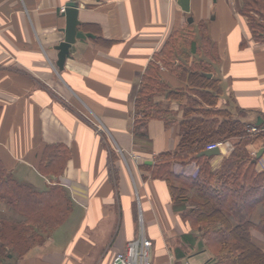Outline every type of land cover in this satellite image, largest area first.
Returning a JSON list of instances; mask_svg holds the SVG:
<instances>
[{
  "label": "crops",
  "instance_id": "0c3cea01",
  "mask_svg": "<svg viewBox=\"0 0 264 264\" xmlns=\"http://www.w3.org/2000/svg\"><path fill=\"white\" fill-rule=\"evenodd\" d=\"M68 1L0 0V159L17 180L39 190L58 180L72 198L66 220L26 255L12 253L11 264H111L142 230L153 241L152 264H211L214 252L184 216L198 192L174 200L154 168L161 153L177 149L173 120L191 98L247 127L264 119V39L253 36L244 0H190L189 11L178 0H75L79 29L91 35L72 44L60 69L56 45L65 38ZM152 74L166 84L154 96L163 116L151 117L149 137L139 138L137 99ZM170 89L183 94L172 98ZM261 131L249 144L254 156L264 148ZM236 140L205 155L211 172ZM46 146L66 155L58 179L40 168ZM192 161L199 164L173 157L169 169L177 175ZM256 161L263 171L264 152ZM263 213L257 205L252 220ZM0 214L22 216L5 200ZM252 240L264 249L261 232L253 229Z\"/></svg>",
  "mask_w": 264,
  "mask_h": 264
},
{
  "label": "trees",
  "instance_id": "16d2710c",
  "mask_svg": "<svg viewBox=\"0 0 264 264\" xmlns=\"http://www.w3.org/2000/svg\"><path fill=\"white\" fill-rule=\"evenodd\" d=\"M242 12L253 36L264 39V0H244ZM165 85L156 74L148 76L143 84L136 105L142 114L134 127L136 137H149V119L163 116L154 96ZM169 91L172 98L183 94L175 89ZM174 121L179 124L181 134L177 149L160 154L154 174L167 177L174 200L187 201L191 188L198 192L194 206L185 209L184 216L201 230L207 246L214 252L211 264H264V249L252 240L253 229L264 235V213L258 223L252 220L256 206L261 204L264 208V170L256 169L257 161L249 150V144L263 131L251 133L245 122L231 117L226 109L205 108L194 98L186 105L183 118ZM229 138H237L233 151L211 172L210 163L203 162L206 156L200 152L216 140ZM45 150L40 168L48 178L58 179L64 171L66 155L60 146H46ZM173 157L182 162L197 160L199 172L195 177L175 175L169 169ZM171 176L184 179L186 185L173 184ZM4 200L23 218L20 221L0 218V264L10 253L17 257L26 255L66 220L72 207L70 194L58 180L46 189H36L17 180L0 159V201Z\"/></svg>",
  "mask_w": 264,
  "mask_h": 264
},
{
  "label": "built area",
  "instance_id": "2783aa9c",
  "mask_svg": "<svg viewBox=\"0 0 264 264\" xmlns=\"http://www.w3.org/2000/svg\"><path fill=\"white\" fill-rule=\"evenodd\" d=\"M65 8H62L64 11ZM262 130L258 125H249L248 131L251 133H257ZM224 140H218L216 142L207 145V149H213L220 147L224 144ZM200 170V166L197 162L192 161L187 164H179L176 172L183 174L197 175ZM152 246L153 241L149 238L144 230L140 235L130 240L124 250L118 251L112 260L111 264H152Z\"/></svg>",
  "mask_w": 264,
  "mask_h": 264
},
{
  "label": "water",
  "instance_id": "95a60500",
  "mask_svg": "<svg viewBox=\"0 0 264 264\" xmlns=\"http://www.w3.org/2000/svg\"><path fill=\"white\" fill-rule=\"evenodd\" d=\"M182 5L183 9L186 11L190 10V0H178ZM66 16V26L64 28L65 38L61 41L56 48L58 49V59L57 65L60 69H63L68 54L70 53V48L73 43L77 41L79 38H86L90 36V33H85L84 31L79 29L80 20H79V2L75 0L68 1L65 6V10L63 11ZM257 125L261 126L264 130V119L259 117ZM219 152V147L213 149H205L201 154L203 155H212ZM264 152V148L257 152L254 161L262 156Z\"/></svg>",
  "mask_w": 264,
  "mask_h": 264
},
{
  "label": "rangeland",
  "instance_id": "374dc122",
  "mask_svg": "<svg viewBox=\"0 0 264 264\" xmlns=\"http://www.w3.org/2000/svg\"><path fill=\"white\" fill-rule=\"evenodd\" d=\"M251 11H252V10H251ZM253 14L256 15L255 13H253ZM254 17H255V16H254ZM255 18H256L257 20H259V19H258V16H256ZM202 66H203L204 68H206V69H207V68L211 69L210 67H207V66L204 65V64H203ZM258 126H259V125H258ZM254 157H256V156H254ZM0 202H2V201H0ZM18 213H19L20 215H22L20 212H18ZM0 218H6V219H7L8 217H4L2 214H0ZM22 218H23V215L21 216V219H20V220H22ZM9 219H12V218H9ZM12 220H15V219H12ZM20 220H15V221H20ZM11 254H12V253H10V255H11ZM9 258H10V257H9ZM9 258H8L3 264H11Z\"/></svg>",
  "mask_w": 264,
  "mask_h": 264
}]
</instances>
